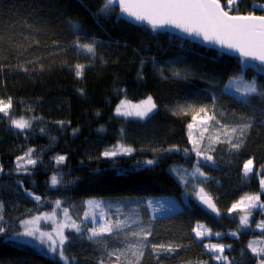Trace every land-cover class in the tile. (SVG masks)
<instances>
[{
	"label": "trees",
	"instance_id": "1",
	"mask_svg": "<svg viewBox=\"0 0 264 264\" xmlns=\"http://www.w3.org/2000/svg\"><path fill=\"white\" fill-rule=\"evenodd\" d=\"M218 2L231 15H264L255 8L264 0H239L231 9L228 0ZM102 7L103 0H0V100L12 101L10 115L0 113V227L5 228L0 264H64L58 254L48 257L12 237L22 231L23 221L52 213L57 202L81 226L79 233L65 232L70 264H98L107 259L105 249H123L134 260L128 245L136 243L144 244L140 264H259L264 254L254 255L249 244L260 236L253 225L263 215L249 213L245 228L240 223L245 214L232 206L245 195H259L264 204V98L244 104L225 85L240 76L264 86V72L259 65L244 69L235 57L133 25L118 8L101 14ZM76 41L95 43V55L76 50ZM78 64L84 66L79 77ZM148 97L156 108L144 120L115 112L121 101L138 105ZM188 105H207L220 124L209 121L205 131L192 120L194 111H180ZM13 118L30 121L31 127L21 132L11 127ZM245 122L252 127L239 150L227 142L212 143L222 125ZM220 140H225L222 134ZM194 141L201 149L211 145L207 154L212 162L197 157ZM118 144L133 152L103 156ZM29 149L35 165L17 171V157ZM58 156L65 157L60 164ZM249 159L254 174L245 178L242 170ZM147 160L155 162L147 165ZM53 176L56 186L51 185ZM199 187L212 198L218 216L198 204ZM163 196L175 199L180 210L154 218L148 201ZM129 198L135 199L129 210H109L111 203ZM88 200H105L107 222L121 219L130 227L94 238L99 242L89 240L88 230L96 226L84 221ZM199 223L215 236L197 239L193 229ZM142 228L151 231L147 241L126 235ZM207 242L224 245L227 262L213 259L220 254L208 251ZM153 244L177 249L161 251L158 258Z\"/></svg>",
	"mask_w": 264,
	"mask_h": 264
},
{
	"label": "snow or ice",
	"instance_id": "2",
	"mask_svg": "<svg viewBox=\"0 0 264 264\" xmlns=\"http://www.w3.org/2000/svg\"><path fill=\"white\" fill-rule=\"evenodd\" d=\"M238 3V0H228V8ZM119 8V13L126 18H130L132 22L137 24H147L151 27L153 31H156L159 28L170 26L176 29H179L181 32H185L188 35L192 36H202L204 41L219 45L222 49H227L232 52L239 53V56L243 58L240 63L245 67H256V64L251 65L247 64L246 61L258 62L260 66V71L264 72V15H229L228 11H225L218 0H103V7L100 9L101 14H106L109 10L114 11L116 8ZM260 10L264 11V5L256 6ZM70 26L74 30L79 29V25L70 22ZM76 50H81L87 54L95 55L96 45L95 43H80L79 41L74 42ZM83 65H76V75L77 77L82 75ZM176 76H180V73H175ZM231 84H238L235 87L234 91L238 94L241 102L248 104L250 99L256 97L264 98V86L258 85L255 79L252 81H246L240 76L233 77L230 81V84L225 85V88H229ZM12 101L9 98L7 103L3 100H0V113L4 116H9V109L11 108ZM127 107H134V111H126ZM156 108V105L153 103L152 98L148 97L139 105L129 106L126 102L121 101V103L116 107L115 112L117 115L121 116H131L135 115L139 119L144 120L149 117V114L153 112ZM188 110L194 111L195 115L192 116L194 122L198 121L201 125L204 126V130L207 131L208 122L214 121L215 124L219 125L220 121L215 119L214 115L209 114V108L207 105L201 106L198 109L193 108V106L188 105L186 108H181L180 111L184 112L185 115L188 114ZM175 114V113H174ZM241 120L244 117H240ZM11 127L20 130H24L31 127V122L23 118L20 119H11ZM62 123V122H61ZM193 127L192 124L188 125V128L191 130ZM252 127L251 123H242L238 124L235 127H229L227 125H222L220 132L216 134L215 139L212 140V143L216 142H227L230 145V148L233 150H239L242 138L247 134L248 130ZM74 132L77 130H73ZM223 135L225 140H220V135ZM203 138V133L201 134ZM191 140V135L189 136ZM210 139H212L210 137ZM193 151L196 152L198 158L206 160L208 162L213 161V157L207 154L211 149L209 148L201 149L200 145L197 142H193ZM169 151H177V149H169ZM187 151V150H185ZM33 150L29 149L25 156L17 157L16 168L17 171L27 170L28 165H35L36 161L31 158ZM133 152L131 147H127L123 144H118L110 150H106L103 153L105 158H114L119 155H130ZM65 160L64 156L56 157V163L60 164ZM23 162V163H22ZM155 161L147 160L145 163L147 165H152ZM253 161L249 159L244 165V175L247 176L252 172ZM3 169L0 168V172ZM196 172L200 176L205 174L200 171L199 167H196ZM183 179V177H181ZM56 176L51 178V185L56 186L58 184ZM262 188H264V179L260 181ZM32 195V193H29ZM197 198L200 202L206 205L213 212H216L217 209L212 201V198L207 196L204 192V189L201 188L196 193ZM33 199L36 201L40 200L39 196H33ZM259 196H247L241 199L238 204H233L232 210L237 209L241 205L245 204V201H250L247 205L248 208L260 207L264 208V204L259 203ZM87 205L91 206L93 209H99L100 204L94 200L87 201ZM149 208L152 207V202L148 203ZM57 207H59V202H57ZM3 205L0 204V210H2ZM243 211V209H241ZM155 211V209H154ZM64 214L67 217V209L64 210ZM88 213L85 212V218L88 217ZM103 215V214H102ZM39 219V218H35ZM0 220H3V216H0ZM95 222V221H94ZM34 221H23L22 227L24 228L23 232H18L16 235L18 237H31L33 239H38L41 244H45V233L40 232L38 228L33 227ZM241 225H247L248 216H241L240 218ZM67 227L75 232L79 233L81 231V226L75 221H72L71 218H68V222L60 226L58 235V245L56 241L52 240L51 236L47 237V241H51L49 244V251L57 252L60 260L64 264H70L67 256L65 255L64 246L68 240V237L65 236L63 229ZM125 227H130L126 225V222L121 219H116L115 222L108 220L107 223L102 224L99 228L89 229V240H94L101 236H111L115 231L121 230ZM203 225H198L197 228H194L195 236L197 239H201L203 235L208 231L205 229L204 232L200 231ZM5 232L4 227H0V234ZM39 233V235H38ZM135 238L137 241H147L149 235H151L150 229H141L140 231H132L126 233ZM220 235V233H216ZM235 235V233H232ZM94 242H99L95 241ZM131 250V256L134 257V260H128L126 253L123 249H117L112 251H107L105 249V255L107 257H102L98 260V264H121V256H125L124 264H140V259L143 257V243H136L128 245ZM153 253L159 255L161 251L166 253H172L176 251L177 246L168 244L151 245ZM209 251L213 253H219L213 259L224 260L227 262V257L223 255L225 246L221 244H206L204 245ZM251 247V245H250ZM254 254L260 256L264 254V249H252ZM115 257L113 261L112 258ZM203 264V262H201ZM260 264H264V259L260 260Z\"/></svg>",
	"mask_w": 264,
	"mask_h": 264
},
{
	"label": "rangeland",
	"instance_id": "3",
	"mask_svg": "<svg viewBox=\"0 0 264 264\" xmlns=\"http://www.w3.org/2000/svg\"><path fill=\"white\" fill-rule=\"evenodd\" d=\"M261 5H264V4H261ZM256 6H258V5H255V8H256ZM246 63L251 65V63H249V62H246ZM243 68L245 69L247 67H245L243 65ZM228 84H230V81H229ZM237 86H238V84H231V86L229 88H227V90L231 94H233V95L238 97V94L234 91L235 87H237ZM240 99H242V98H240ZM129 106H135V105H129ZM124 110H126V111H134L135 109H134V107H127ZM126 117L139 119L135 115L126 116ZM252 169H253L252 172L249 173L247 176H245L244 175V166H243V170H242L243 176L245 178L251 177L254 174V164L252 165ZM174 173L176 174L175 171H174ZM200 189L201 188L199 187L197 192ZM261 189L264 190V188H262V186H261ZM262 192H264V191H262ZM247 196H259V195H245L242 198L247 197ZM242 198H240L239 201H241ZM133 200H135V199L134 198H129V199L119 200V201H117L118 203H111L112 208H110L109 210L110 211H115V212H124L125 208H126V210H129L130 208H132V206H134V201ZM88 201H90V200H88ZM94 201H96V202H98L100 204V208L97 210V209H93L91 206L87 205V211L86 212L89 215H88L87 218H85V216H84V221L95 225L96 226L95 228H99L102 224L107 223L106 217L108 216V214H106L105 209H104V205H103L105 203V200H94ZM149 201L152 202V207L149 208V211H150L152 217H154V218L155 217L165 216L167 214H170V213H173V212H176V211L180 210V204L175 199H173L171 197H165V196L157 197V198H154V199H150ZM149 201H148V203H149ZM238 202L236 204H238ZM249 203H252V202L245 201V204L241 205L240 207H238L237 210L242 211L241 209H243V213L245 215H248L249 213L251 215H256V213H258V212L261 213V215H263L261 218L255 220L254 225L252 224L253 225V229L260 233V236H258L257 238L255 237V238H253L250 241L249 249H250V251L253 252V250H252L253 248L257 249V251H259L260 249H264V236H263V232H264V208H260V207L248 208L247 205ZM259 203L263 204L261 199H259ZM154 209H155V211H154ZM35 218H39V219H35ZM249 220H250V217L248 215V221ZM26 221H34L32 226L38 228L40 232L45 233L46 243L45 244H41L38 239H33L31 237H18L17 235H13L12 236L13 239L15 241H17V242L33 246L40 253H42V254H44V255H46L48 257L56 256V254H58V251L57 252L49 251V244L51 243V241H47V237L50 235L52 240L56 241V243L58 245L59 241H58L57 233L59 231V228H60V226L62 224L68 222V217L65 216L64 211L60 210V207H58V208H56L55 211H53L50 214H43V215L28 219ZM198 225H203L204 226L202 229H199L200 231L203 230V232H204L205 229L208 230L205 233V237L206 238L210 239L213 236H215L204 224L199 223V224H197V226ZM244 226H245V228H247L246 225H244ZM21 230H22L21 232H23V230H24V228L22 227V224H21ZM67 230H70V229L67 228V227H65L63 229L64 234H65V232ZM38 235H39V233H38ZM199 240H201V239H199ZM206 244H214V243L207 242ZM250 245H251V247H250ZM253 254H254V252H253ZM254 255H256V254H254ZM259 264H260V261H259Z\"/></svg>",
	"mask_w": 264,
	"mask_h": 264
},
{
	"label": "water",
	"instance_id": "4",
	"mask_svg": "<svg viewBox=\"0 0 264 264\" xmlns=\"http://www.w3.org/2000/svg\"><path fill=\"white\" fill-rule=\"evenodd\" d=\"M222 7V5H221ZM118 8V7H117ZM223 8V7H222ZM119 9V8H118ZM231 15V14H229ZM124 19H126L129 23L133 24V25H136V26H145V27H149L151 28L150 26H148L147 24H137V23H134L132 22V20L130 18H126L125 16H122ZM159 31H163V32H166V33H169L170 35L172 36H175V37H178L182 40H186L192 44H196L198 46H201V47H204L206 49H210V50H214L216 52H218L219 54H224V55H228V56H232V57H235L237 59H240L242 60L243 58H241L239 56V53H236V52H232V51H229L227 49H222L219 47V45H215V44H211V43H208L206 41H204L203 37L202 36H190L188 35L187 33L185 32H181L179 29H176V28H173V27H170V26H166V27H163V28H159L157 29ZM246 62H249L251 64L255 63L256 65H259L258 62H253V61H246ZM3 173L0 172V178L2 177ZM213 201V200H212ZM214 203V202H213ZM198 204L204 209L206 210L208 213L212 214V215H215V216H218L219 213L218 211L216 212H213L211 209H209L206 205L202 204L200 202V200L198 199ZM215 205V204H214ZM216 207V206H215Z\"/></svg>",
	"mask_w": 264,
	"mask_h": 264
},
{
	"label": "crops",
	"instance_id": "5",
	"mask_svg": "<svg viewBox=\"0 0 264 264\" xmlns=\"http://www.w3.org/2000/svg\"><path fill=\"white\" fill-rule=\"evenodd\" d=\"M246 226L248 227V226H250V225L247 223V225H246Z\"/></svg>",
	"mask_w": 264,
	"mask_h": 264
}]
</instances>
